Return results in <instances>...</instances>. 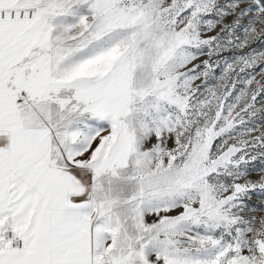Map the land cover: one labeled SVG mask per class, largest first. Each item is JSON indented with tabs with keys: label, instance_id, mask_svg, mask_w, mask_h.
I'll list each match as a JSON object with an SVG mask.
<instances>
[{
	"label": "snow or ice",
	"instance_id": "snow-or-ice-1",
	"mask_svg": "<svg viewBox=\"0 0 264 264\" xmlns=\"http://www.w3.org/2000/svg\"><path fill=\"white\" fill-rule=\"evenodd\" d=\"M0 264H264V0H0Z\"/></svg>",
	"mask_w": 264,
	"mask_h": 264
}]
</instances>
